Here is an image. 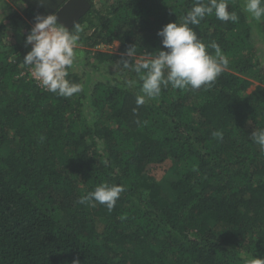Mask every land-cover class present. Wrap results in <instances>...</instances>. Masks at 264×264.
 I'll return each mask as SVG.
<instances>
[{"label": "trees", "instance_id": "obj_1", "mask_svg": "<svg viewBox=\"0 0 264 264\" xmlns=\"http://www.w3.org/2000/svg\"><path fill=\"white\" fill-rule=\"evenodd\" d=\"M88 2L77 22L87 28L80 56L119 43L115 54L93 52L96 63H89L98 69L118 63L132 46L137 59L154 56L163 49L158 32L195 0H99L101 8ZM227 2L238 22L213 14L193 26L206 45L220 46L227 68L211 85H169L137 106L142 81L129 69L89 91L71 67L68 79L83 85L71 97L22 75L31 50L26 37L35 17L49 13L37 0H18L22 13L0 23V264L264 259V151L251 138L264 128V22L243 10L245 0ZM7 32H16L13 41ZM217 130L222 140L213 138ZM160 166L165 183L151 176ZM103 183L124 187L111 212L79 202Z\"/></svg>", "mask_w": 264, "mask_h": 264}, {"label": "clouds", "instance_id": "obj_2", "mask_svg": "<svg viewBox=\"0 0 264 264\" xmlns=\"http://www.w3.org/2000/svg\"><path fill=\"white\" fill-rule=\"evenodd\" d=\"M243 10L255 21L264 22V0H245ZM213 14L223 22L239 20L235 11L228 10L227 0H207L206 3L195 0L193 7L178 22L168 23L158 32L163 49L154 56L148 54L150 59H137L135 46L123 54L118 64L138 74L142 81L137 106L144 104L146 99L158 98L162 89L169 85L179 90H198L211 85L227 68L229 60L220 46L214 41L206 45L193 28ZM81 32L79 24L70 30L58 23L53 13L35 17V24L25 40V46H31V50L24 57V63L30 66L33 78L46 90L62 97L82 91V84L68 79V69L81 59L78 52ZM209 49H214L215 54ZM134 83L133 80L126 81L129 87ZM212 135L214 139L222 140L224 134L217 130ZM251 138L264 151V128L254 131ZM123 191V185L103 183L82 196L79 202L93 207L99 203L111 212ZM72 264H80L79 259L73 260ZM247 264H264V259L253 257Z\"/></svg>", "mask_w": 264, "mask_h": 264}, {"label": "rangeland", "instance_id": "obj_3", "mask_svg": "<svg viewBox=\"0 0 264 264\" xmlns=\"http://www.w3.org/2000/svg\"><path fill=\"white\" fill-rule=\"evenodd\" d=\"M17 3H18V0H0V23H2L3 18L9 17L10 15L13 14V12L17 11L19 13H22V7L18 5ZM95 4L98 8H101L100 7L101 2H99V0H95ZM6 22H7V26L16 25L14 24L13 21L9 22L7 20ZM81 28H82V31H87V28H85L84 26ZM93 31L94 30H90V34H92ZM13 33H16V32H13ZM13 33L7 32L5 34V40L6 41L10 40V42L13 41L11 38V36H14ZM118 48H119V43L116 42L110 45H101V46L95 47L94 49H92V51L93 52L100 51V52L115 54L118 52ZM86 50H87L86 53L81 57V59H79L78 61L74 63L73 68L74 70L78 71L80 76L83 77L84 83L86 84V87L89 89V91H91L94 85L99 81L103 80L104 82H111L110 80L112 76L114 75L121 77V78H124L127 76L125 75L126 73L125 71L127 70L119 66L117 62L116 63H109V62L102 63L97 69L94 65L89 63V59H93L95 53L90 52L89 51L90 49H86ZM141 57L145 59L151 58V56H149L148 54L144 56H140L139 58ZM94 63H96L95 58L93 59V64ZM255 88H256V85H253L252 87H250L248 92L249 93L252 92ZM86 114L93 116L92 110L90 111L89 107L86 108ZM165 167L166 166H162V167L160 166L151 172V176L154 178L155 181L165 183L164 182V174L166 170Z\"/></svg>", "mask_w": 264, "mask_h": 264}, {"label": "water", "instance_id": "obj_4", "mask_svg": "<svg viewBox=\"0 0 264 264\" xmlns=\"http://www.w3.org/2000/svg\"><path fill=\"white\" fill-rule=\"evenodd\" d=\"M39 4L49 13L58 18V23L71 28L90 9L88 0H37ZM65 3V4H64ZM64 4V5H63Z\"/></svg>", "mask_w": 264, "mask_h": 264}, {"label": "built area", "instance_id": "obj_5", "mask_svg": "<svg viewBox=\"0 0 264 264\" xmlns=\"http://www.w3.org/2000/svg\"><path fill=\"white\" fill-rule=\"evenodd\" d=\"M33 26H34V25H33ZM22 75H26V76L28 77V79H33V80H35V81L37 82V84H38L42 89L46 90L45 88H43V87L40 85V83H39L36 79L33 78L32 74H31V68H30V66H27V67L25 68V70L23 71Z\"/></svg>", "mask_w": 264, "mask_h": 264}, {"label": "flooded vegetation", "instance_id": "obj_6", "mask_svg": "<svg viewBox=\"0 0 264 264\" xmlns=\"http://www.w3.org/2000/svg\"><path fill=\"white\" fill-rule=\"evenodd\" d=\"M64 4H65V3H64ZM64 4H63V5H64Z\"/></svg>", "mask_w": 264, "mask_h": 264}]
</instances>
